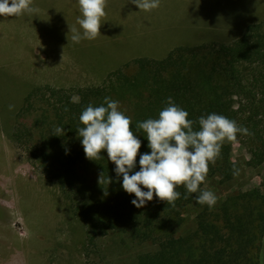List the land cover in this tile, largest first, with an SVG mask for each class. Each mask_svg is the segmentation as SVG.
Wrapping results in <instances>:
<instances>
[{
  "label": "trees",
  "instance_id": "16d2710c",
  "mask_svg": "<svg viewBox=\"0 0 264 264\" xmlns=\"http://www.w3.org/2000/svg\"><path fill=\"white\" fill-rule=\"evenodd\" d=\"M105 97L119 101V110L131 117L134 134L142 141L139 154L150 149L137 124L158 118L167 98L172 97L188 112V119L197 122L194 130L199 128V117L211 113L246 127L251 135L237 136L249 153L246 163L261 166L264 16L247 24L229 42L203 41L175 46L163 57H134L107 72L99 84L33 86L23 98L11 132L13 142L54 181L72 215L83 224L85 251L95 248L101 237L115 234L121 240L151 246L123 264H264V189L233 192L209 208L196 202L199 193L185 199L187 190L180 186L175 207L154 195L152 201L137 208L131 203L134 194L123 190L122 176H116L106 151L97 161L85 157L77 132L83 126L79 116L88 105L103 104ZM58 127L64 129L63 135H56ZM139 154L133 171L139 170ZM238 170L223 144L206 179L219 177L227 183ZM108 177L111 182L107 185ZM189 210L194 212V221L185 227L184 213Z\"/></svg>",
  "mask_w": 264,
  "mask_h": 264
},
{
  "label": "rangeland",
  "instance_id": "374dc122",
  "mask_svg": "<svg viewBox=\"0 0 264 264\" xmlns=\"http://www.w3.org/2000/svg\"><path fill=\"white\" fill-rule=\"evenodd\" d=\"M31 7L32 13L0 16V264L128 263L151 246L112 234L85 251V228L58 186L13 142L25 94L44 84H99L134 57H163L178 45L232 41L247 24L263 18L264 0H160L151 11L131 0H107L101 35L79 43L71 39L73 27L83 31L78 0H33ZM224 144L239 170L227 183L219 177L205 180L203 189L215 193L216 204L233 192L264 189V163L248 166L249 153L238 139ZM184 216L190 227L194 212Z\"/></svg>",
  "mask_w": 264,
  "mask_h": 264
},
{
  "label": "clouds",
  "instance_id": "9594fccd",
  "mask_svg": "<svg viewBox=\"0 0 264 264\" xmlns=\"http://www.w3.org/2000/svg\"><path fill=\"white\" fill-rule=\"evenodd\" d=\"M32 3L33 0H11V3L0 0V16L32 13ZM78 3L82 18L77 22L83 31L73 27L71 39L74 43L96 39L101 35L100 28L107 15V0H78ZM131 3L140 10L151 11L159 7L160 0H131ZM119 109V101L105 97L100 106L88 105L82 111L79 121L83 126L77 132L85 157L97 161L102 158L101 152L106 151L108 160L115 164L116 176H122L123 190L134 194L131 203L137 208L152 201L154 195L175 207L181 197L177 191L180 186L187 190L185 199L188 194L199 193L197 203L214 207L218 199L215 193L200 187L206 180L209 165L220 157L225 141L235 142L238 134L251 135L249 130L217 113L199 117V128L194 130L197 122L188 119V112L168 97L167 106L158 113V118H148L137 124L150 149V152L139 154L142 141L134 134L131 117ZM55 131L56 135H63L64 129L58 127ZM138 154L139 170L133 171ZM110 182L111 177H108L107 185Z\"/></svg>",
  "mask_w": 264,
  "mask_h": 264
}]
</instances>
